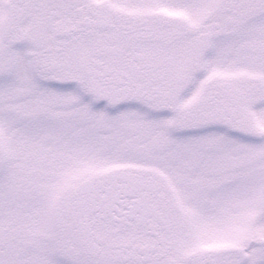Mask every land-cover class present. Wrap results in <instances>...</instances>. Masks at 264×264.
I'll return each instance as SVG.
<instances>
[{
	"label": "snow or ice",
	"instance_id": "6c2138e0",
	"mask_svg": "<svg viewBox=\"0 0 264 264\" xmlns=\"http://www.w3.org/2000/svg\"><path fill=\"white\" fill-rule=\"evenodd\" d=\"M0 264H264V0H0Z\"/></svg>",
	"mask_w": 264,
	"mask_h": 264
}]
</instances>
